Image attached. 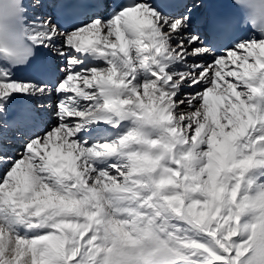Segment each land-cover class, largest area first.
<instances>
[{"label":"snow or ice","instance_id":"obj_1","mask_svg":"<svg viewBox=\"0 0 264 264\" xmlns=\"http://www.w3.org/2000/svg\"><path fill=\"white\" fill-rule=\"evenodd\" d=\"M0 0V264H264V0Z\"/></svg>","mask_w":264,"mask_h":264},{"label":"bare ground","instance_id":"obj_2","mask_svg":"<svg viewBox=\"0 0 264 264\" xmlns=\"http://www.w3.org/2000/svg\"><path fill=\"white\" fill-rule=\"evenodd\" d=\"M27 2V1H26Z\"/></svg>","mask_w":264,"mask_h":264}]
</instances>
